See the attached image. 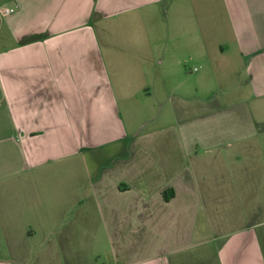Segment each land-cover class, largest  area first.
<instances>
[{"label":"crops","instance_id":"crops-1","mask_svg":"<svg viewBox=\"0 0 264 264\" xmlns=\"http://www.w3.org/2000/svg\"><path fill=\"white\" fill-rule=\"evenodd\" d=\"M219 1L222 36L208 56L243 75L241 96L248 88L256 106L264 0H0L15 8L0 13V264H264L263 177L213 180L197 195L179 129L172 146L147 135L125 145L137 133L120 106L152 91L123 74L164 66L155 36L168 26L179 37L187 13L196 30L198 6ZM206 33L191 35L202 48ZM232 120L223 159L244 167L264 154V113ZM219 184L237 193L212 194Z\"/></svg>","mask_w":264,"mask_h":264},{"label":"rangeland","instance_id":"rangeland-1","mask_svg":"<svg viewBox=\"0 0 264 264\" xmlns=\"http://www.w3.org/2000/svg\"><path fill=\"white\" fill-rule=\"evenodd\" d=\"M183 5L184 3L181 8ZM198 9L200 13L196 30L190 29L187 25L188 20L191 19L187 13L182 18L183 21L175 26L179 37L176 38L173 35L174 30L168 31V26L167 30L166 26L164 27L162 36L161 32L155 36L154 41L159 48H161V41L164 37L166 45L164 66L151 65L150 70L123 74V81L145 87L143 92L148 89L152 91V95L139 100H131L132 104L120 106L121 117L128 131L131 134L137 133L136 136L127 137L125 145L142 144L143 137L147 135L148 140L161 138L162 147L167 146L166 144L172 146L177 144L178 129L183 133L182 149H189V152L182 154L181 161L185 162L183 165L187 168L185 174L191 185V191L197 195L205 194L207 184H212L213 180L220 182L223 178H228L234 182L238 180L242 182L247 177L264 178L263 153L256 155L255 160L244 167L234 165L232 161L231 164H227V161L223 159L233 147H229V140L235 139L234 136L225 134L224 130L237 126L238 122L232 120L233 117L242 115L247 117L248 114L253 113L262 115L264 113V93L261 97H257L260 100L256 98V102L260 104L255 106V98L249 93L251 90L245 88L247 93L241 96V87L246 86L245 80L242 79L243 75L236 72L237 70H232L233 67L220 64L215 57H212L214 53L208 56L209 49L214 52L216 43L222 36L221 27L224 15L220 1L208 6L199 5ZM187 10L188 8L186 12ZM174 18L180 19V14L170 9L166 22L172 25ZM195 32L202 35L208 32L206 34L210 39L205 42L204 48L201 47L202 41L194 42L191 35ZM211 43L213 45H210ZM194 67H197L196 71L192 70ZM243 98L249 101L246 107L228 105V103L232 104ZM221 100L225 101L224 105H220ZM225 109L229 112H225ZM184 132L190 133L186 136ZM168 154L164 157L173 156ZM217 159H219L218 163ZM176 162H178L177 157ZM217 164H220L221 169L216 166ZM221 188L220 184L216 185L211 193H226L225 198L237 193L232 187L223 191ZM220 202L227 204L225 201ZM230 212H233L232 209ZM100 251L106 250L103 248ZM101 257L106 259V255L102 254Z\"/></svg>","mask_w":264,"mask_h":264},{"label":"built area","instance_id":"built-area-1","mask_svg":"<svg viewBox=\"0 0 264 264\" xmlns=\"http://www.w3.org/2000/svg\"><path fill=\"white\" fill-rule=\"evenodd\" d=\"M15 8L14 7H0V13L3 15H7L10 14L12 12H14ZM196 68H194L195 70Z\"/></svg>","mask_w":264,"mask_h":264}]
</instances>
